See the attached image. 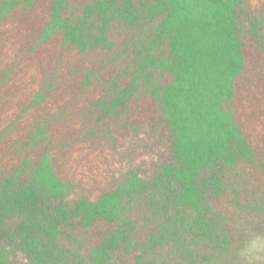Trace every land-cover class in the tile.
Segmentation results:
<instances>
[{
    "label": "trees",
    "instance_id": "trees-1",
    "mask_svg": "<svg viewBox=\"0 0 264 264\" xmlns=\"http://www.w3.org/2000/svg\"><path fill=\"white\" fill-rule=\"evenodd\" d=\"M255 235L264 0H0V264H248Z\"/></svg>",
    "mask_w": 264,
    "mask_h": 264
},
{
    "label": "clouds",
    "instance_id": "clouds-1",
    "mask_svg": "<svg viewBox=\"0 0 264 264\" xmlns=\"http://www.w3.org/2000/svg\"><path fill=\"white\" fill-rule=\"evenodd\" d=\"M264 236L255 235L244 240L239 249V256L242 260L252 264L253 260L264 259Z\"/></svg>",
    "mask_w": 264,
    "mask_h": 264
},
{
    "label": "snow or ice",
    "instance_id": "snow-or-ice-1",
    "mask_svg": "<svg viewBox=\"0 0 264 264\" xmlns=\"http://www.w3.org/2000/svg\"><path fill=\"white\" fill-rule=\"evenodd\" d=\"M243 241H244V240H243V239H241V240L239 241V243H240V244H242V243H243Z\"/></svg>",
    "mask_w": 264,
    "mask_h": 264
}]
</instances>
